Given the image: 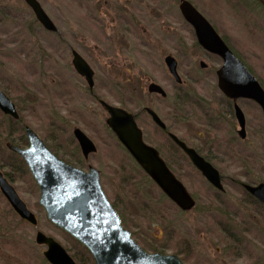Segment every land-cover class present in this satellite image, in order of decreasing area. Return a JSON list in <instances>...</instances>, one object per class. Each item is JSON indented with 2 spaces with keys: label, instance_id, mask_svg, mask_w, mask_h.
Returning a JSON list of instances; mask_svg holds the SVG:
<instances>
[{
  "label": "rangeland",
  "instance_id": "obj_1",
  "mask_svg": "<svg viewBox=\"0 0 264 264\" xmlns=\"http://www.w3.org/2000/svg\"><path fill=\"white\" fill-rule=\"evenodd\" d=\"M14 1L0 0V5L5 6L8 13V16L4 14L3 22L0 23V50L6 55L10 54V62L15 66V69H11V75L6 73L12 78L8 91L14 95L13 100L18 103L22 112L21 126L24 128L27 124L32 127L42 140L63 156L65 153L73 155L67 144L74 138V127L93 140L98 145V151L85 160L84 168L87 170L93 166L101 171V183L107 196L118 202L121 217L135 233L134 238L151 252L154 251L151 248L155 247L161 249L164 255L178 254L180 258L185 259L187 255L182 250L189 247L187 252L193 264H264V209L260 203L254 205L251 202L248 208H243L239 206L242 198L246 200L242 188L227 191L228 200L224 198L226 211L234 213L235 215L229 212L236 220L234 224L222 226L232 229L236 242H233V245L238 246L233 251L225 246L221 247L220 244L224 245L225 239L221 234L222 226L205 225L208 220L205 217L215 216L212 210L217 205H213L212 199L209 198L214 194L209 183L194 168L184 169L185 174L181 181L187 185L190 193L195 194L197 206L192 212L183 213L142 174V171H138L130 154H127L110 131L106 123L109 114L101 108L95 98L96 96L114 107L117 105L137 111V108H141L140 105L146 104L148 98V90L139 89L138 79H144L148 75L162 82L166 88L174 90L169 78H166V72H158L155 76L150 72L149 66H144L142 58L146 56H143L138 47H134L132 37L126 36V39L114 23L118 22V15L123 13L122 9L135 7V14H131L133 20L141 17L140 22L138 20L136 25L134 24L137 28L136 36H151L150 20L153 22L155 19H158L154 24L159 32H186L187 29L184 30L180 19V0H120L121 4L114 3L115 0H38L54 24L62 29L63 34H67V40H70L71 34L72 43L76 47L84 44L81 45L84 46L83 51L88 52L93 60L94 70L101 74L96 80L94 97L90 95L87 87L75 78L67 77L65 81V70L63 67L57 68L55 53L49 48L53 36L39 25L36 26L28 7L25 9L22 3V9L17 10V6L13 5ZM105 1H109V4L105 5ZM188 1L204 12L227 37L228 43L264 86V9L261 5L259 6L256 0ZM83 17H88V20L82 21ZM177 28L179 31H175ZM38 40L47 47L45 51H42L43 46L37 44ZM155 41L157 39H153L151 44L158 48ZM22 53L27 63V68L22 72L25 75L19 73L17 66ZM157 59L155 63L161 61L162 56ZM57 70L64 78V87L60 88V91L57 83L53 82ZM197 73L193 71V76L197 77ZM200 73L203 78L206 77L207 72ZM210 75L211 71L208 76ZM206 91L215 93L211 87ZM183 107L185 112H195L193 109L189 110L187 105ZM241 107L251 113L253 128L244 148L240 149L241 144H234L232 147L235 150L229 151H234V157L240 151L243 158L218 168L235 181L245 185H258L264 183V116L259 108L254 114V110L246 103ZM166 109V112L160 110L168 117L169 109ZM214 112L218 113L216 108ZM9 122V117L0 110V132H4V137H0V146L5 149L0 160L12 165L15 159L10 157L9 153L12 151L7 148V144H14L12 140L6 139ZM193 122L194 125L197 124V120H192L191 123ZM226 133L231 134L229 128L223 130L220 136L224 134L225 137ZM255 135L259 138L256 147L251 146ZM226 148L218 152L224 155ZM21 160L25 162L24 159ZM14 166L22 174V181L13 184L39 223L36 227L27 222L22 223L0 192V264H50L44 256L47 248L36 243L37 232L52 237L65 248L71 242L68 241L67 235L57 231L47 220L45 211L39 205V190L27 166L19 163ZM230 196H234L231 201ZM218 217L219 215H216V218Z\"/></svg>",
  "mask_w": 264,
  "mask_h": 264
},
{
  "label": "water",
  "instance_id": "obj_2",
  "mask_svg": "<svg viewBox=\"0 0 264 264\" xmlns=\"http://www.w3.org/2000/svg\"><path fill=\"white\" fill-rule=\"evenodd\" d=\"M25 2L45 30L58 31L38 0H25ZM257 2L264 8V0ZM180 12L185 21L192 25L198 43L206 51L217 54L223 59V65L217 73L218 86L223 94L235 101L251 100L261 107L264 114V89L254 74H251L246 65L227 47L212 24L191 2L181 0ZM73 61L76 71L84 76L89 86L93 88V71L88 64L78 55ZM168 61L173 76L180 80L173 58L169 57ZM150 90L165 95L164 90L159 86L152 85ZM102 105L109 114L106 120L108 127L139 167L183 212L192 210L196 205L195 200L188 193L185 185L170 172L159 153L143 141L142 132L132 114L107 102H102ZM0 110L8 117L19 119L16 106L1 90ZM150 113L154 120L161 122L153 111ZM236 117L245 130L244 116L238 105H236ZM74 135L81 145L82 155L85 158L96 153V146L80 129H76ZM25 136L28 142L26 147L7 144V148L24 159L40 190L39 205L46 212L48 221L80 242L90 252L95 264H184L177 255L149 253L132 238L131 232L123 227L122 219L104 192L99 169L91 166L84 171L62 161L30 127L26 128ZM173 139L188 154L190 161L207 181L217 189L223 190L220 172L201 158L196 151L189 149L183 141H179L175 136ZM244 188L264 205V183L258 186L247 184ZM0 192L22 221L34 227L38 225L34 213L29 210L26 202L21 199L18 191L1 171ZM36 243L47 248L44 256L50 264H77L61 243L56 242L52 237L37 232Z\"/></svg>",
  "mask_w": 264,
  "mask_h": 264
},
{
  "label": "flooded vegetation",
  "instance_id": "obj_3",
  "mask_svg": "<svg viewBox=\"0 0 264 264\" xmlns=\"http://www.w3.org/2000/svg\"><path fill=\"white\" fill-rule=\"evenodd\" d=\"M70 1L71 0H67V2H70ZM121 2L122 1L120 0H115L114 3L121 4ZM22 3L24 5V8L28 7V9L31 11L29 12L30 14L32 13L36 26L39 25L40 27H42L43 30H45L42 24L40 23V21L36 19V16L33 10L28 6L25 0H15L13 5H16L17 6L16 9L19 10V9H22L23 7ZM108 4H109V1H105V5H108ZM40 5H41V2H40ZM5 8H6L5 6L0 5V23L3 22L2 18L4 14L8 16V13L6 12ZM195 8L198 9L197 6H195ZM122 11L123 13L118 15L119 16L118 22L114 23L115 26L120 28V32L122 35H124V37L126 36L132 37L131 40L135 42L134 47H138V49L143 52L142 53L143 56H146L142 58L143 64L144 66L146 65V66H149V68H151L150 72L152 74L156 76L158 72L167 73L166 78L167 77L169 78V81L172 85V88H174V90L171 88H166L165 86H163L162 82H159L158 80L157 82L153 77L148 75V77L144 79L139 78L140 81L138 79L139 89H141V91L148 90V93H147L148 98H147V102H145L146 104L143 103V105H140L141 108L139 109L137 108V111H130L127 108L124 109L120 106L118 107L132 114L135 122L137 123V126L142 132L143 141L148 146H151L159 153L160 158H162L163 161L167 164V167L170 170V172L173 173L181 183H183L181 181V179L183 178L182 176L185 174L184 169L188 167L194 168V170L200 173L201 177L205 179L207 183H209L210 187L212 188L214 192V194H212V196H210L209 198L212 199L213 205L215 204L217 205L213 207V210H212L215 216L213 217L210 216L209 218L205 217L208 219L205 223L206 226H217V225L222 226V225L234 224L236 217L232 216L231 214L233 215L235 214L231 213V211L229 210L228 211L231 214L227 212L226 206L224 204L225 203L224 198L226 197L228 200V196L226 194L228 193L227 191H229V189H234V188L241 189L242 188V190L245 192L246 200L244 201V199L242 198L239 201V204H240L239 206L243 208L244 207L248 208V206L251 205V202L253 203L257 202V204L260 203L262 205V208L264 209L263 204L257 201L249 193V191H246L243 183L237 180L235 181L233 178H231L228 175H224L220 171L221 169L218 168V166H223L225 163H232L231 161H234V162L235 160L241 161L240 158H243L242 152L238 151L237 155L234 157V151H229V150H235L232 147L234 144L236 145L241 144L240 149L244 148L246 146L245 144H248V141L250 139L248 136H249L250 131L253 128L252 123L254 120L251 116V113L246 112L245 108L244 107L242 108L241 105L246 103L248 106L251 107V110H254L252 111L254 114H255V111L259 108L261 110L262 116H264L261 107L257 105V103L251 100L238 99L235 101L233 99L232 100L229 99L227 96L223 94V92L220 90L218 86V75H217L218 71L223 65V59L221 58V56L219 57L217 54H213L211 52L206 51L198 43L197 35L195 34V31L192 25L188 23L187 21H185L182 13L180 12V8H179V12L181 13L180 19L182 21V24H184L183 25L184 30L187 29L186 32H176L174 34H170L168 31L167 33L159 32L158 29L156 28V24H154L157 22L158 19H155L153 22L152 20H150V27H152L151 36L144 35V37H139V35L136 36L137 28L134 26V24L136 25L135 22L138 20L140 22L141 17L140 16L137 17L138 20H136V18L133 20V17L131 14L132 12L135 14V7L134 8L125 7L124 9H122ZM21 13H22V10H21ZM21 13H20V18L22 19ZM85 13L88 14L86 11ZM201 13L212 24L216 32L221 36L223 41L232 50V52L235 53L237 58L240 61H242L243 58L240 57L239 54L236 53L235 50L232 48L231 44L228 43L227 37L223 35L222 32H220L217 29L215 24L208 17H206L204 12H201ZM16 18H15V21H17ZM82 19H83L82 21H87L88 17H83ZM130 21H133V23H131ZM53 23L55 22L53 21ZM16 25L18 27L17 23ZM54 25L58 31H54V32L49 31V30L48 31L45 30V31L47 33L49 32L53 36L52 38L53 42H51L52 45H50L49 48L52 49L51 50L52 53H55L54 57L56 58L55 60L58 62L57 68H61V67L64 68L65 81L67 77H69V79L70 77L75 78V80H77L78 82L80 83L82 82V84H84L87 87L90 95L94 97L96 80L101 74H99L96 70H94L92 66L93 60H91L88 52L83 51L84 46H81V45H84V44L81 43L80 47H76L72 43V40H73L72 35L69 34L70 38L69 37L68 38L70 40H67L65 38V35L67 36V34L66 33L63 34L62 29L58 28L56 24ZM161 27H163L162 24H161ZM177 29L175 31H179V28ZM140 30H141L140 34H142V29ZM150 37H153V38H150ZM153 39H157V41L155 42H156V46H158L159 49L154 48L155 46L151 44ZM139 40H140V43H138ZM37 44L40 46H43L40 40H38ZM128 45L131 46L130 43H128ZM42 48H43L42 51L43 50L45 51L47 49V47H44V46ZM62 52L64 54H62ZM0 54H4L3 56L0 55V90L6 96H8L13 102L14 106H16L19 119H14V118L13 119L15 121L20 122L19 125L21 126L22 116L20 115V113L22 112L18 107V103L13 100L14 95H12L8 91V88H10V83L12 80L9 74L11 75V69L12 67L15 69V66H12V63L10 62V54L6 55V53H4V51L2 50H0ZM76 55H78L80 58L85 60L89 68L93 71V81H94L93 88L89 86V83L88 81H86V78L84 76H81L78 73V71H76L75 66H74V61H73ZM21 56H23V53L22 55H20V60L18 64L17 63L16 64L19 68V73L22 75H25V73H22V72L25 68H27L26 58L25 56L23 57ZM160 56H162L161 61H159L158 63H155L156 61H158L157 58H159ZM169 57L173 58V61L175 62L177 66L176 72L178 74V77H180V80H177L176 77H174L171 72V68L169 67V61H168ZM244 64L248 68L247 64L246 63ZM193 71L198 72L196 75L197 77L193 76ZM210 71L212 75L208 76ZM6 72H8L9 74L7 75ZM200 72H207L206 77L203 78ZM54 77L55 79L53 80V82L57 83V86L59 87V91H60V88L63 89L64 87V82H63L64 78L58 70H57V74L54 75ZM256 78L259 84H261L262 88L264 89V86L261 83V80L257 76ZM152 85L156 87L159 86L160 88H162L165 92V95L159 92L157 93L151 92L150 87ZM210 87L215 90V93H211V94L207 93L206 89ZM122 88L124 89L123 86ZM189 89H191V91ZM6 90L8 91V93ZM64 94L65 93H63V95ZM95 98L97 102H99L101 108L106 112V110L104 109V106L102 105L103 101L98 99L96 96ZM184 105L185 106L187 105L188 106L187 108H189V110L190 109L195 110L196 113L191 112V111L185 112L183 109ZM236 105H238L242 110L244 121H245L244 123L245 130H243V128L241 127L239 118L236 117ZM166 108L169 109L167 112V114L169 115L168 117L165 116L166 114L165 110H167ZM215 108L218 113L214 112ZM160 109H163L165 112L163 113ZM150 111H153L154 114H156L158 120H161V122L154 120V117L150 113ZM199 115L200 116L202 115V116L200 117ZM198 116H199V119H197ZM27 119L29 120V116H27ZM192 120H197V124L194 125V122L191 123ZM262 126L264 128V123ZM26 127H30V126L25 124L24 128ZM217 128L218 130H216ZM226 128L230 129L231 134L226 133L225 137H223L224 134L220 136V134L223 133V130H225ZM76 129H79V128L74 127V130H73L74 138H72L71 141L67 144V146L70 148L73 155L69 156L66 153L64 155L71 159H74V160L76 159L78 163H81L82 161L85 162V160L88 159L90 155L92 154H90L88 158H85L82 155L81 145H79L78 140L76 136L74 135V131ZM24 130L26 132V129ZM243 131L244 133H242ZM173 136L177 137L179 141H183L189 149H193L194 151H196L197 154L201 158H204L205 161L210 163L217 171L220 172V180L222 181V184L224 187L223 190L217 189L210 182L207 181V179L202 175V173L199 172L194 166V164L190 161L188 154L177 144L176 141H174ZM238 140L240 143L238 142ZM92 142L96 146L97 148L96 152H97L98 145L95 144L93 140ZM258 142H259V138L255 135V141L254 142L252 141L251 146L256 147ZM227 146L229 147L226 148ZM225 148L227 151L224 153V155H221L222 152L219 153L218 150H224ZM75 167H79L83 170H86L84 167H80V166H75ZM3 173L5 177L7 178V180L10 181L8 179V175L4 171ZM10 182L13 185L14 182L13 183L12 181ZM251 185L257 186V184H251ZM185 186L187 187L186 184ZM187 190L189 191L188 188ZM190 194L192 195L193 199L195 200V204H196V197L194 196L195 194L193 193H190ZM215 196H216V199H215ZM165 197L169 200L167 196ZM233 198L234 196L233 197L230 196L229 200ZM177 208L179 207L177 206ZM195 208L187 212H192L193 210H195ZM216 215H219V217L216 218ZM205 225L204 227H206ZM221 230H222L221 234L223 238L225 239L228 237L232 239L234 238L233 237L234 234H232L233 233L232 229L229 230L228 227L222 226ZM225 239H224V242H225ZM188 248L189 247H186V250L185 249L182 250V252H184L187 255L186 258L182 260L185 264H191V263L193 264V261L191 260V257H189L188 252H187Z\"/></svg>",
  "mask_w": 264,
  "mask_h": 264
},
{
  "label": "trees",
  "instance_id": "obj_4",
  "mask_svg": "<svg viewBox=\"0 0 264 264\" xmlns=\"http://www.w3.org/2000/svg\"><path fill=\"white\" fill-rule=\"evenodd\" d=\"M242 61H243V59H242ZM243 63H245V61H243ZM250 72L255 75V73H253V71L250 70ZM9 120H10V122L7 124L8 127H9L8 128L9 131L6 134V137H7L6 139L8 141H11L12 140L13 141V144L16 145V146H18V147L26 146L27 145V139L25 137V130H24V128L19 125L20 122L15 121L12 118H9ZM0 133H1L0 134V137L1 136L4 137L3 136L4 132H0ZM46 144H47L48 147H50V144H48L47 142H46ZM1 149H3L4 151H2ZM50 149L53 151V153H55L63 161H67V162L71 163L74 166L86 167L84 161H82L81 163H78L76 161V159L74 160V159H71V158L66 157V156L64 157L59 151H56L52 147H50ZM3 152H5V149L2 146H0V156H1V154ZM9 154H10V157L11 158L15 159V163L12 164V165H8V164H6V162L4 160H0V170H3L8 175V179L10 181H12V183L13 182L14 183H17L18 182L19 183L20 181H22L21 180L22 179V174L19 172V170H17V168H15L14 165L17 164V163H19L20 165L22 164V166L26 167L25 162H23V160H21L13 152H11ZM136 166H137L138 171H142L141 168H139L137 164H136ZM8 170H11V171H8ZM142 174L144 176H146V174H144L143 172H142ZM146 178H148V177L146 176ZM111 201H112L114 207L117 209V211H118V213H119V215L121 217V211H120V207L118 205V202L117 201H113L112 199H111ZM256 203L257 202H255L254 205ZM121 218H122V223H123L124 227L130 229L129 228L130 226L128 224H126L124 218L123 217H121ZM22 223L25 224L26 222H22ZM132 234H133V237H134V234L135 233L132 232ZM67 238H68V241L71 242V244L70 243L69 244L67 243L68 245H66V250L68 252H70V254L73 256V258L75 259V261H76L77 264H95V262L93 261V258L90 255V253L80 243H78L77 241H75L69 235L67 236ZM233 242H235V240L228 237V238L225 239L224 245L223 244H220V245H221V247L222 246H225V248H228V249L230 248L231 251H233L234 248L238 246V245L237 246L233 245ZM145 249H146V247H145ZM148 249L149 248H147V250ZM151 249L154 250L152 252H160V253H163V251L161 249H157V248L155 249V247L154 248H151ZM148 251H150V249Z\"/></svg>",
  "mask_w": 264,
  "mask_h": 264
}]
</instances>
